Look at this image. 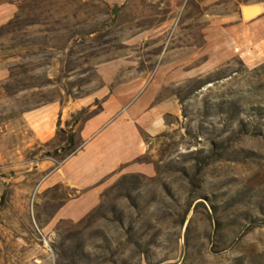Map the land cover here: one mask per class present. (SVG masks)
<instances>
[{
  "label": "rangeland",
  "instance_id": "1",
  "mask_svg": "<svg viewBox=\"0 0 264 264\" xmlns=\"http://www.w3.org/2000/svg\"><path fill=\"white\" fill-rule=\"evenodd\" d=\"M12 1L0 0V26ZM32 5L60 20L0 40V264H264V52L233 43L209 60L196 0ZM164 22L174 28L139 38ZM79 26L98 35L70 41ZM111 61L121 69L107 83L98 66ZM111 92L110 121L133 125L139 154L90 188L50 183L100 134L83 128ZM51 106V123L28 122ZM106 190L104 208L74 226Z\"/></svg>",
  "mask_w": 264,
  "mask_h": 264
},
{
  "label": "crops",
  "instance_id": "2",
  "mask_svg": "<svg viewBox=\"0 0 264 264\" xmlns=\"http://www.w3.org/2000/svg\"><path fill=\"white\" fill-rule=\"evenodd\" d=\"M114 4H129L132 0H105ZM196 0L206 9L199 17L205 33L204 53L209 60L226 59L233 55L232 44L236 43L244 53L264 52V0ZM174 28L173 23H162L158 29L143 33L139 38H148L155 34L162 35ZM121 64L117 61L101 63L98 71L107 83H112ZM178 70L175 69L173 74ZM138 85V83L136 84ZM125 86V84H124ZM122 86L121 89L127 88ZM154 90V89H153ZM115 94L111 92L106 101L105 110L87 121L83 133L89 135L101 128L100 134L88 142L85 148L60 166L50 177V183H65L74 188L83 189L94 186L97 182L115 170L121 163V158L129 159L139 154L136 140V129L130 132H120L119 123L110 121L111 116L118 111ZM99 99V97H96ZM97 100V99H96ZM90 104V103H89ZM56 106L45 107L25 116L32 125L51 123L57 113ZM88 172L95 173L90 180L82 182ZM100 189L92 190L79 200L89 198V206L79 211V216L88 212L98 201Z\"/></svg>",
  "mask_w": 264,
  "mask_h": 264
},
{
  "label": "trees",
  "instance_id": "3",
  "mask_svg": "<svg viewBox=\"0 0 264 264\" xmlns=\"http://www.w3.org/2000/svg\"><path fill=\"white\" fill-rule=\"evenodd\" d=\"M35 0H13L15 4L18 6L17 12L6 22H4L0 26V40L12 39L16 40L18 37L19 32L21 31L22 27L27 26H34L42 23H48L52 21H59V17L56 16V13L52 8H42L33 6L32 3ZM44 2L51 3L52 0H43ZM70 41L78 42L84 41L87 37H92L94 35H98L99 29L87 31L83 29V27L79 26L76 28L71 29L70 31ZM66 49V48H65ZM65 49H61L65 51ZM98 101V100H97ZM59 184H57L58 186ZM56 187V186H55ZM109 192L106 190L101 195L100 203L93 208L88 214L83 216L78 221H72V224L76 227H80L86 219L90 217H95L96 213L102 210L108 201ZM64 221V220H63ZM36 222L37 225L40 227V220L38 219V215H36ZM36 224V223H35ZM78 264V263H74Z\"/></svg>",
  "mask_w": 264,
  "mask_h": 264
}]
</instances>
